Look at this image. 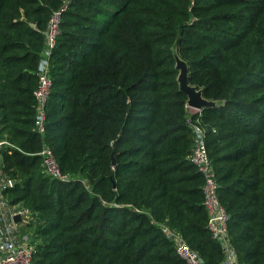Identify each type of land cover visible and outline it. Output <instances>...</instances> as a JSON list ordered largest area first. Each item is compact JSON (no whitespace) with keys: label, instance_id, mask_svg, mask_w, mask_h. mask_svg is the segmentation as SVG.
<instances>
[{"label":"trees","instance_id":"1","mask_svg":"<svg viewBox=\"0 0 264 264\" xmlns=\"http://www.w3.org/2000/svg\"><path fill=\"white\" fill-rule=\"evenodd\" d=\"M177 57L217 103L200 121L237 257L264 264V0H0L1 164L10 203L32 212L33 264H187L166 229L223 263ZM46 146L68 179L46 175Z\"/></svg>","mask_w":264,"mask_h":264},{"label":"built area","instance_id":"2","mask_svg":"<svg viewBox=\"0 0 264 264\" xmlns=\"http://www.w3.org/2000/svg\"><path fill=\"white\" fill-rule=\"evenodd\" d=\"M64 10L56 11L50 19L45 32L46 40L43 54L47 59L40 62V72L37 90L34 93L37 102V131L44 133V121L46 116V101L51 91V78L49 68V58L56 45L57 37L60 33V22ZM191 110V109H190ZM193 114H199V118L194 121L192 131L194 135V148L191 161L196 165L198 171L203 176L205 207L209 216V229L212 238L222 246L224 261L222 264H240L239 257L235 252L231 238L229 236L228 214L218 197V182L215 178L213 163L209 158L206 142V130L200 121L202 111L191 110ZM0 142V264H33L35 245L33 236L29 230V222L32 212L22 204L12 205L6 196V190L12 186V181L7 178L1 164V145ZM43 159V165L48 177L52 180L64 181L68 179L57 165L54 153L49 147H44L39 153ZM20 217L16 222L15 217ZM166 233L174 239L177 246V255L187 264H204L203 258L199 253L194 252L189 244L180 236Z\"/></svg>","mask_w":264,"mask_h":264},{"label":"water","instance_id":"3","mask_svg":"<svg viewBox=\"0 0 264 264\" xmlns=\"http://www.w3.org/2000/svg\"><path fill=\"white\" fill-rule=\"evenodd\" d=\"M177 69L179 70L178 83L180 84V90L187 96V103L189 109L203 111L205 109H210L217 106V103L214 101H208L203 97L201 90H198L195 86L189 84V66L176 58ZM111 163L115 166L114 154L111 156ZM15 184V181L12 182V185ZM15 221H20V217H15Z\"/></svg>","mask_w":264,"mask_h":264},{"label":"crops","instance_id":"4","mask_svg":"<svg viewBox=\"0 0 264 264\" xmlns=\"http://www.w3.org/2000/svg\"><path fill=\"white\" fill-rule=\"evenodd\" d=\"M46 59H47V57H45V55L42 53L41 62L45 61ZM190 112H191V114L193 113V111H191V110H190Z\"/></svg>","mask_w":264,"mask_h":264}]
</instances>
